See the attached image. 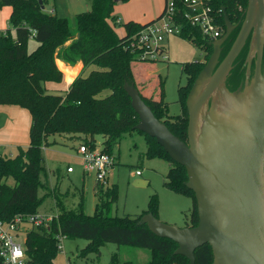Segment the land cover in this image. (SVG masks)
I'll list each match as a JSON object with an SVG mask.
<instances>
[{
	"label": "trees",
	"instance_id": "16d2710c",
	"mask_svg": "<svg viewBox=\"0 0 264 264\" xmlns=\"http://www.w3.org/2000/svg\"><path fill=\"white\" fill-rule=\"evenodd\" d=\"M89 1L90 9L77 14L72 21L46 11V7L56 9L55 0H42L44 8L39 0H0V9L7 6L12 9L9 23L15 33L13 35L10 28L0 31V105L27 109L32 118L28 147H18L14 157L0 154V219L11 221L19 214H36L44 203L45 197H39L43 185L41 176L46 173L42 151L51 145V137L79 139L80 145L113 156L126 135L137 133L146 141L147 159L159 158L171 163L164 185L168 190L192 199L193 208L186 226L195 227L199 222L197 202L194 192L186 186L188 176L185 167L174 162L155 138L134 129L139 117L124 89L125 83H135L132 64L141 61L143 55L141 48L135 44L136 36L143 28L159 21L165 10L158 18L145 24L134 21L120 23L114 14L117 4L114 0ZM217 2L218 9L226 8L231 23L240 22L222 46L221 63L244 22L248 0ZM219 23L226 33L222 13ZM183 25L180 38L200 48L204 52V60L183 65L187 82L179 88L182 114L169 115L164 80L159 84L158 100L143 95L142 98L172 134L187 142L186 99L198 74L212 55L213 47L199 28L187 21ZM119 26L124 29L122 36L116 31ZM31 39L37 43L33 51H29ZM250 48L251 40H248L225 80V86L231 92L244 88L246 81L253 77L256 56L252 58V71L250 75L247 74ZM57 60L69 66L81 62L84 70L92 66L96 69H91L84 77L79 75L66 93H54L46 88V83H61L63 80ZM106 91L109 93L103 95ZM99 138L103 140L101 148ZM54 143L57 144V141ZM9 179L13 180V185L8 184ZM94 192L99 202L93 215L85 213L84 195L76 209H67L60 194H54L57 217L48 226L27 234L29 264H54L59 251L58 235L66 239L88 240V245L80 252L81 257L98 255L102 244L115 243L148 250L151 260L146 264H190L186 257L175 254L177 243L155 235L146 224L141 223L146 213L159 218L157 195L151 197L148 209L142 214L117 217L112 215L118 198L117 185L96 181ZM68 264L77 262L69 261ZM109 264H120L118 256H113ZM123 264L137 263L128 261ZM195 264H213V252L209 244L196 249Z\"/></svg>",
	"mask_w": 264,
	"mask_h": 264
},
{
	"label": "water",
	"instance_id": "95a60500",
	"mask_svg": "<svg viewBox=\"0 0 264 264\" xmlns=\"http://www.w3.org/2000/svg\"><path fill=\"white\" fill-rule=\"evenodd\" d=\"M39 3L44 8L42 0ZM222 11L225 36L210 43L213 53L186 99L187 142L156 118L134 82L124 85L139 117L134 129L155 138L174 162L185 167L186 186L194 192L199 218L195 227L180 228L146 213L141 223L177 243L175 254L190 264H195L196 249L205 244L212 248L213 264H264V0H248L240 31L219 63L234 28L226 8ZM253 29L247 67L250 75L255 55L253 77L244 88L231 92L225 80ZM134 184L142 187L149 182Z\"/></svg>",
	"mask_w": 264,
	"mask_h": 264
},
{
	"label": "rangeland",
	"instance_id": "374dc122",
	"mask_svg": "<svg viewBox=\"0 0 264 264\" xmlns=\"http://www.w3.org/2000/svg\"><path fill=\"white\" fill-rule=\"evenodd\" d=\"M131 2L134 5L132 8L135 9L136 1L128 0L127 2L118 3V10H123L121 6H126L127 10H131L129 5ZM140 2L141 0H138L139 6ZM55 3V14L59 17H67L72 21L76 14L85 12L90 7L89 0H55ZM161 5L163 6L159 10L160 13L155 12L154 19L162 13L165 0L161 2ZM46 11L51 13L52 10L48 7ZM122 19H124V16H122ZM8 28L11 29L14 35V29H12L10 23H8ZM163 45L166 53L162 54L158 60L147 61L142 57L139 61L142 63L134 66V68H136V74L146 81L156 97H160V81H165V102L169 105V115L178 116L182 114V107L179 103V88L185 86L187 82V74L183 72V65L204 60V52L190 41L173 35L165 36ZM36 47L37 43L31 39L29 51H33ZM91 69L96 68L92 66ZM87 74H83V77ZM136 87L138 88L137 84ZM54 93L61 94V92ZM108 93L106 91L103 95ZM5 119V115L4 117L0 115V126L5 122ZM66 138V136L51 137V145L42 151L43 166L46 173L41 176L43 185L39 190V197L44 196L45 201L38 212L58 214L54 199V194L58 193L63 198L67 209H76L80 198L84 195L85 213L93 215L99 202L93 189L96 184V176L93 173L86 174L83 172L81 154L77 151L80 140L71 141ZM54 141L61 143V145L54 143ZM102 143L103 140L99 138V148H101ZM146 150L147 144L144 137L137 133L126 135L116 147L117 164L109 173V184H107L117 185L118 190V198L113 206L112 215L136 217L148 209L151 197L157 195L159 219L162 222L183 228L189 221L193 201L191 198L172 192L165 187L167 174L172 167L171 163L159 158L147 159L145 157ZM17 152L18 149L16 148H0V154L4 157H14ZM69 166L74 169L73 173H68ZM136 170H141L142 176H136ZM137 179H144L149 184L142 187L135 186L134 183ZM8 184L13 185V180L9 179ZM83 186L85 187L82 190ZM88 243L89 241L85 239H65L64 249L58 251L54 264H68L69 261H76L77 264H109L115 255L118 256L120 264L128 261L146 264L151 260L148 250L118 246L115 243L102 244L98 255L91 254L87 256L88 258L81 257L80 252Z\"/></svg>",
	"mask_w": 264,
	"mask_h": 264
},
{
	"label": "built area",
	"instance_id": "2783aa9c",
	"mask_svg": "<svg viewBox=\"0 0 264 264\" xmlns=\"http://www.w3.org/2000/svg\"><path fill=\"white\" fill-rule=\"evenodd\" d=\"M164 16L157 22L143 28L136 36L135 44L143 51L142 57L147 61L158 60L166 53L163 45L165 36L180 37L187 21L193 27L199 28L203 36L210 42L217 41L225 33L219 23L222 9H218L217 0H166ZM79 153L83 163V172L93 173L96 181L107 184V178L116 165L113 155L101 150H90L87 145H80ZM72 167L68 172H73ZM136 176H142L141 170H136ZM57 214L37 212L33 215H16L11 221L0 219V258L2 264H29L26 238L31 230L48 226ZM58 250L63 251L64 240L58 235Z\"/></svg>",
	"mask_w": 264,
	"mask_h": 264
},
{
	"label": "crops",
	"instance_id": "0c3cea01",
	"mask_svg": "<svg viewBox=\"0 0 264 264\" xmlns=\"http://www.w3.org/2000/svg\"><path fill=\"white\" fill-rule=\"evenodd\" d=\"M132 1H134V2L136 1L135 2V9L132 8L134 6L133 2H131L129 4L131 10H127L126 6H121V7H123V10L119 11L118 6H117L118 3L114 7V14L119 18L120 23L128 22V21H134V22H138L141 24L148 23L154 19V16H156L154 14L160 13L159 10L161 9V6H163V5H161V2L163 0H153V2H151V0H149V1L148 0H141L140 6L138 3V0H132ZM165 3H166V0H165ZM138 6H139V9H138ZM90 7H91V3H90ZM90 7H89V9H90ZM47 8L48 7H46V9ZM11 12H12V9H11V7H8V6L0 9V31H4V30L8 29V23H9ZM51 13L55 14L56 9L52 10ZM121 15L124 16V19H122ZM116 31L121 36L124 34V29L122 27H117ZM56 62H57L58 68L63 73V80L61 83L47 82L46 88L51 92L66 93L68 91L70 85L72 84V82L79 75L86 74L90 71V68L84 70L83 64L81 62L77 63L75 66H69V65L65 64L64 62H62L61 60H57ZM140 63H142V62H134L132 64V71H133V75H134V79H135V84L138 85L139 91L143 96H145L147 98L158 100L159 96L156 97L153 94V92L150 90L146 81L142 80L139 77V75L136 74V71H135L136 68H134V66H136ZM63 67L70 68L71 70H74V69L76 70V74L72 77L71 81L67 80V73ZM0 115H3V117H4V115L6 116L5 122L2 123V125L0 126V148L1 147H4V148L9 147V148L18 149V147H22V148L28 147V145L30 143L29 132H30V127H31V123H32V118H31L30 112L27 109L21 108L19 106L0 105ZM57 144L61 145V143H59V142H57ZM80 144H81V141L79 142V145ZM78 150H79V148H77V151ZM114 156L116 158V164H117V157L115 154H114ZM73 172H71V173H73ZM68 173H70V172H68ZM137 180H144V179H137ZM144 181H146V180H144ZM107 184H109L108 178H107Z\"/></svg>",
	"mask_w": 264,
	"mask_h": 264
},
{
	"label": "flooded vegetation",
	"instance_id": "af4514ba",
	"mask_svg": "<svg viewBox=\"0 0 264 264\" xmlns=\"http://www.w3.org/2000/svg\"><path fill=\"white\" fill-rule=\"evenodd\" d=\"M247 10V9H246ZM223 14V13H222ZM245 16H246V13H245ZM245 20V19H244ZM239 21H234L233 23H232V25L234 26V28H233V31L234 30H236L237 29V27L239 26ZM254 32H255V29H253L252 30V32H251V34H250V37H249V41L251 40L252 41V38H253V35H254ZM224 36H225V33L223 34V36L220 38V39H223L224 38ZM220 39H218V40H220ZM255 56V55H254ZM253 56V57H254ZM262 70H264V48H263V59H262Z\"/></svg>",
	"mask_w": 264,
	"mask_h": 264
},
{
	"label": "bare ground",
	"instance_id": "6f19581e",
	"mask_svg": "<svg viewBox=\"0 0 264 264\" xmlns=\"http://www.w3.org/2000/svg\"><path fill=\"white\" fill-rule=\"evenodd\" d=\"M63 68H64V70L67 73V80L68 81H71L72 80V77L76 74V70L75 69L74 70H71L70 68H65V67H63Z\"/></svg>",
	"mask_w": 264,
	"mask_h": 264
}]
</instances>
